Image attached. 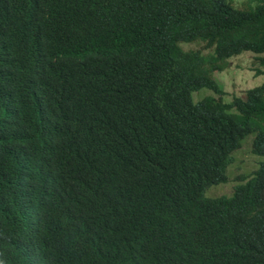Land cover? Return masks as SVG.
<instances>
[{
	"label": "trees",
	"instance_id": "trees-1",
	"mask_svg": "<svg viewBox=\"0 0 264 264\" xmlns=\"http://www.w3.org/2000/svg\"><path fill=\"white\" fill-rule=\"evenodd\" d=\"M10 21L51 40L47 54H57L62 40L88 60L98 44L122 50L123 57L121 64L115 60L121 80L103 86L109 93L90 89L79 101L109 106L94 110L107 125L118 116L112 130H98V140L72 122L77 104L60 102L51 90L56 86L48 87L54 82L48 63L43 88L32 90L31 98L24 92L32 115L20 118L22 106L7 119L0 111L1 168L31 165L45 174L31 180V195L22 194L21 172L5 167L0 204L8 208V222L47 239L40 225L62 208L70 216L64 225L58 218L60 233L71 237L73 264H118L121 249L100 242L101 229L87 225L83 214L88 195L103 192L110 175V185L130 191L135 214L155 206L150 203L155 196L160 205L182 203V210L184 203L196 204L189 220L198 222L203 238L187 230L182 241L172 238L177 244L169 257L166 250L141 254L153 264H264V82L228 100L214 73L249 51L255 75H264V0H0V25ZM1 30L0 87L8 88L24 83L25 74L3 55L2 46L17 49L22 41L5 40ZM41 41L33 44L40 47ZM202 88L212 93L197 101L192 92ZM245 146L262 156L260 167L243 174L232 195L218 197L216 187L228 181L234 153ZM69 192L72 207L66 202ZM26 202L34 206L23 212ZM126 208L124 216L130 214ZM136 264L151 261L139 258Z\"/></svg>",
	"mask_w": 264,
	"mask_h": 264
},
{
	"label": "clouds",
	"instance_id": "clouds-1",
	"mask_svg": "<svg viewBox=\"0 0 264 264\" xmlns=\"http://www.w3.org/2000/svg\"><path fill=\"white\" fill-rule=\"evenodd\" d=\"M11 22L12 21L8 23L5 22L0 25V27H2V30L0 29L1 34L4 36L2 38H5V40L8 38L19 39L22 41V44L17 47V49H6L2 46V53L21 71L23 70L25 76L24 83L15 81L12 83V87L7 88L5 84L0 87V111L2 115H4L6 119L9 116L16 115L20 109L19 106L24 108L18 114L20 118H26L32 115L30 106L26 105L29 100L24 92L26 90L28 96L31 98L32 90H35V93H37L40 86L43 88L42 74L43 69L48 63L52 66L53 70L50 74L54 79L53 84H49L48 87L56 86L55 89L51 90L57 95L60 102L64 99H68L70 100V104H77L78 106V109L73 112L71 117L72 122L88 135L95 136L97 140L100 134L98 130H103L106 127H108V132L112 130L111 124L118 116L114 114L113 119H111L107 125L103 118L98 119V115L94 112V110L100 108L108 109L109 106L98 105L90 101L80 105L79 101L82 100L84 94L90 89H96L99 95L102 93H109L110 90L103 88V86L106 84L115 85L121 80L118 63L121 64L123 51L111 50L98 44L96 48L89 52V55L94 58L88 60L81 55H76L72 50L66 47L64 41L59 40L57 41L59 45V49L56 51L57 54H47L44 48L50 46L51 40H46L47 38L42 37V35H38L40 37L33 36L35 34L26 28L12 27ZM41 38L40 47H36V44H33V42L39 41ZM54 42L55 41H52V43ZM245 53L253 54L252 52L245 51L236 56ZM236 56L229 59L230 65L232 59ZM115 60H117L118 63ZM98 64H105V68L100 70L95 66ZM133 65L134 63L129 69L130 75ZM68 67L72 68L67 70ZM230 67L231 66H229V68ZM74 69H80L82 73L78 74V76H74ZM250 69L253 71L252 66ZM214 73L216 77V73L221 72L216 71ZM263 82L255 85L259 86ZM222 84L225 91L223 95L226 96L227 90H225L223 82ZM255 85L247 88L245 86L244 92H237L236 88L238 85H234L233 88L235 91L233 95L245 93L248 89L254 88ZM207 91H209L207 88L193 90V98L198 101L209 93H212V91L206 93ZM86 111L93 112L88 114ZM236 153L237 152L234 153L235 156ZM250 153V155L255 156L257 160L255 168L250 172H246V170L237 172L233 178L229 169L228 181L217 186L215 189V194L218 197L232 195L234 188L240 183L239 178L243 174L251 173L260 167V163L263 159L262 156L253 153L251 146ZM11 166L12 165H6L5 167L11 168V170L16 172H21L20 176L23 178L25 184L22 194L31 195V189L33 188L31 180L40 178L45 174H41L38 169L32 170L31 165L23 170ZM5 167L2 169L0 166V181L3 179V170ZM106 175L108 176L109 174ZM65 180L70 181L68 177H66ZM110 181L111 178L109 175V182L106 183L103 192L99 193L98 191H93L88 195L90 203L85 207L83 214L86 218L85 221L87 225L93 224L97 227H94L96 231L98 228L101 229L100 242L109 245L111 241L115 247L121 249L123 257L119 260L118 264H136L139 258L151 261V264H153V259L142 257L141 254L154 255L164 250L168 252L167 255L169 257V254L172 253L170 252L171 247L173 249V244L176 243L172 238L182 241L181 237L183 238L187 230H193L197 238H203V232L201 227L197 224L198 222L189 220L190 217H195L196 204L194 205L190 201L184 203L185 209L182 210V203L179 207H177L176 204L160 205L159 199L155 196L154 200L150 202L151 204L156 203L154 204L155 206H146L142 214H135L134 207L130 205L134 201L133 197L130 195V191L120 189V187L115 185H110ZM226 185H231L229 190L218 194V189ZM111 186L117 188L112 190ZM66 195V202L68 204L70 203L72 207V193L69 192V194L66 193ZM23 197L27 200L30 199V196ZM76 197L77 194L74 195V199ZM33 206L34 202H26L20 209L23 212H27V208L29 207V211H31ZM73 208H75L74 203ZM73 208L72 214L74 212ZM125 208L130 211V214L127 213L126 216H124ZM7 210V207L0 204V264H38L40 262H44V264H73V257H70V245H72L71 237H69L68 234L60 233L62 229L59 224L60 221L63 225L68 224L67 219L70 215L66 210L58 208L55 209L54 214L50 213L46 219L43 217L45 220L40 225V228L47 230V239H45L42 234L34 237L30 231L27 232L26 227L21 225L19 228V225H17L14 220L8 222L6 216ZM59 217L62 220L58 221ZM55 219L57 220L56 223H54ZM99 221L102 222L100 226H98ZM186 226L189 228L187 229ZM124 228L129 230L130 233L128 235L118 236V234L115 233V231H121ZM160 229L162 231H159ZM108 234L112 237L111 239ZM115 236L120 238L117 239Z\"/></svg>",
	"mask_w": 264,
	"mask_h": 264
},
{
	"label": "rangeland",
	"instance_id": "rangeland-1",
	"mask_svg": "<svg viewBox=\"0 0 264 264\" xmlns=\"http://www.w3.org/2000/svg\"><path fill=\"white\" fill-rule=\"evenodd\" d=\"M253 54L245 53L240 56H236L232 59L231 67L221 73H216L218 80L224 83V88L227 90L226 99H231L235 89L234 85H238L236 88L237 92H244L243 90L255 84H259L264 81L263 76H254V72L251 71ZM256 86V85H255ZM207 91L206 93H208ZM250 148L245 146L242 150L236 153L237 162L231 166L230 174L232 178L235 173L246 170L250 172L255 168L256 158L250 155ZM231 185L222 186L218 189V194L229 190ZM217 193V192H216Z\"/></svg>",
	"mask_w": 264,
	"mask_h": 264
}]
</instances>
